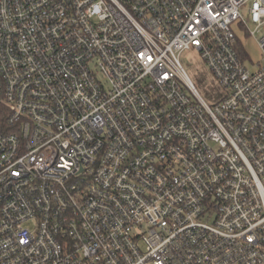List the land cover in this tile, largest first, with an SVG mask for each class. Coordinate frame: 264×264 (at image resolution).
<instances>
[{"label": "built area", "instance_id": "2783aa9c", "mask_svg": "<svg viewBox=\"0 0 264 264\" xmlns=\"http://www.w3.org/2000/svg\"><path fill=\"white\" fill-rule=\"evenodd\" d=\"M0 264H264V0H0Z\"/></svg>", "mask_w": 264, "mask_h": 264}, {"label": "rangeland", "instance_id": "374dc122", "mask_svg": "<svg viewBox=\"0 0 264 264\" xmlns=\"http://www.w3.org/2000/svg\"><path fill=\"white\" fill-rule=\"evenodd\" d=\"M242 14L246 19L249 18L248 6L242 10ZM240 36L244 42L246 52L248 53L246 66L250 71H256L258 63L262 60V54L257 39L253 37L249 38L243 34ZM181 61L188 78L206 103L214 106L226 96V90L216 79L207 63L196 49L184 52L181 56Z\"/></svg>", "mask_w": 264, "mask_h": 264}]
</instances>
